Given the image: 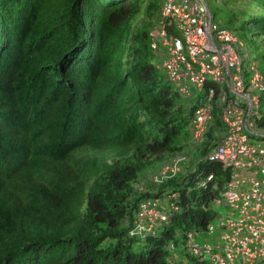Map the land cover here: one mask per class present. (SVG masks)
<instances>
[{
    "label": "trees",
    "instance_id": "1",
    "mask_svg": "<svg viewBox=\"0 0 264 264\" xmlns=\"http://www.w3.org/2000/svg\"><path fill=\"white\" fill-rule=\"evenodd\" d=\"M245 3L236 29L264 42V0ZM157 8L154 0H0V264H181L170 261L175 250L206 264L184 245L215 218L230 178L209 158L223 133L217 107L196 162L138 188L146 161L190 137L204 96L185 107L150 61L149 21H137ZM260 112L264 126V93ZM163 196L176 207L166 222L131 234L139 203Z\"/></svg>",
    "mask_w": 264,
    "mask_h": 264
},
{
    "label": "built area",
    "instance_id": "2",
    "mask_svg": "<svg viewBox=\"0 0 264 264\" xmlns=\"http://www.w3.org/2000/svg\"><path fill=\"white\" fill-rule=\"evenodd\" d=\"M213 19L204 0H162L149 29L150 47L161 56L159 69L179 95L189 99L192 86L204 92L189 125L193 145L204 141L217 107L223 133L209 158L230 171L216 199L226 210L217 212L206 230L190 234L184 250L206 264H257L264 260V126L258 124L264 75L243 41ZM209 81L217 87H205ZM175 165L166 168L169 176L178 171ZM172 197L141 201L131 234L153 232L166 222L169 210L176 209Z\"/></svg>",
    "mask_w": 264,
    "mask_h": 264
},
{
    "label": "rangeland",
    "instance_id": "3",
    "mask_svg": "<svg viewBox=\"0 0 264 264\" xmlns=\"http://www.w3.org/2000/svg\"><path fill=\"white\" fill-rule=\"evenodd\" d=\"M158 2V8L156 11L151 13V16L148 17L146 15H141L138 18L137 23L147 22L146 26H152L156 21L158 16V9L162 3V0H154ZM208 5L211 13L214 15L213 22L217 24L221 28H227L234 33L236 37H238L246 46V51L256 60L258 67L262 74L264 75V42L262 35H252L248 30H237L236 27L245 19L244 8H247L246 0H204ZM254 1V0H253ZM252 8V7H250ZM233 13H238L240 15L239 18L231 19ZM243 14V15H242ZM150 61L157 67V72L160 76L162 82L167 81V76L165 72L159 69V65L161 63V56L159 55H151ZM173 87V85H172ZM174 88V87H173ZM199 91L195 86L191 87V96L189 99L181 97L179 100L184 104V106L189 107V105H194L198 100ZM189 100V101H188ZM177 143L180 144V149L174 152L173 154L166 155L162 160H148L144 163L141 175H140V183L138 188L140 191H146L148 187L154 186L155 177L161 179V177H169L166 168L170 165L177 166L178 171L180 166L183 165H192L196 162V154L197 147L190 143L189 136H181ZM201 146V145H199ZM264 147V144H263ZM184 163V164H182ZM182 164V165H181ZM177 171V172H178ZM164 179V178H163ZM217 212H222L226 210L224 205H219L217 203L213 206ZM208 237V236H207ZM196 238L199 240H203L204 236L202 234H197ZM207 241H211L210 238H207ZM174 260H180L181 264H189L188 257L183 252H178V250L174 251Z\"/></svg>",
    "mask_w": 264,
    "mask_h": 264
}]
</instances>
